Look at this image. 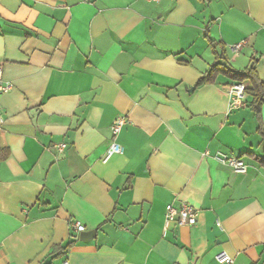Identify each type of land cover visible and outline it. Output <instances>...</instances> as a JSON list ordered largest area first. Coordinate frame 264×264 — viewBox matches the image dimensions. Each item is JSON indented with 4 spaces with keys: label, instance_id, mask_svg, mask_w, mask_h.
Masks as SVG:
<instances>
[{
    "label": "crops",
    "instance_id": "0c3cea01",
    "mask_svg": "<svg viewBox=\"0 0 264 264\" xmlns=\"http://www.w3.org/2000/svg\"><path fill=\"white\" fill-rule=\"evenodd\" d=\"M209 39L264 82V0H0V264H264L260 121L248 93L229 111L227 75L197 86ZM184 203L197 225L165 229Z\"/></svg>",
    "mask_w": 264,
    "mask_h": 264
},
{
    "label": "built area",
    "instance_id": "2783aa9c",
    "mask_svg": "<svg viewBox=\"0 0 264 264\" xmlns=\"http://www.w3.org/2000/svg\"><path fill=\"white\" fill-rule=\"evenodd\" d=\"M84 2H91L92 0H82ZM147 2L156 3L159 0H146ZM243 48V44L235 45L232 50L234 52H239ZM12 89L11 84L4 81L3 78V69L0 67V100L2 96L8 93ZM228 96H229V111L246 107L248 105L247 99V87L243 82H233L228 86ZM128 123V119L125 117H120L113 123L111 127L112 134L114 137H117L124 126ZM4 124V116L0 109V126ZM65 146H60V151H64ZM122 151V147L114 141L107 151L105 158L103 159L104 163H107L115 154H118ZM215 158L230 166L234 172L240 174H246L248 172V166L245 164L243 160L240 158L231 156L230 154H225L218 152L215 155ZM177 222L178 226H190L194 227L198 223V214L196 210L187 203L182 204L180 207L175 208L173 205L166 206V214H165V229L171 222ZM76 229L79 232H83L85 230L84 226L80 223L76 224ZM215 259L219 264H233L234 260L226 251L219 252ZM68 264V263H66Z\"/></svg>",
    "mask_w": 264,
    "mask_h": 264
},
{
    "label": "trees",
    "instance_id": "16d2710c",
    "mask_svg": "<svg viewBox=\"0 0 264 264\" xmlns=\"http://www.w3.org/2000/svg\"><path fill=\"white\" fill-rule=\"evenodd\" d=\"M209 45L216 58L215 64L204 75V77L198 82L197 86H202L210 83H214L216 77L219 74H225L235 82H249L251 87L247 88V93L252 96V103L250 108L255 113L256 117L260 121L258 127V133L262 139L263 153H264V122L262 120V108L264 106V82L260 79L257 72L256 62H252L250 66L244 71H236L230 69L221 60L225 57L226 50L223 43H218L209 39ZM220 51V52H219ZM257 160L264 166V159L257 158ZM74 246V241L69 240L65 245L58 246L55 252L52 254V259H57L64 254L68 253Z\"/></svg>",
    "mask_w": 264,
    "mask_h": 264
},
{
    "label": "water",
    "instance_id": "95a60500",
    "mask_svg": "<svg viewBox=\"0 0 264 264\" xmlns=\"http://www.w3.org/2000/svg\"><path fill=\"white\" fill-rule=\"evenodd\" d=\"M96 233H97V230L90 231L87 233H82L81 234V240L82 241H92L95 238Z\"/></svg>",
    "mask_w": 264,
    "mask_h": 264
}]
</instances>
